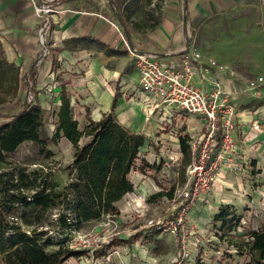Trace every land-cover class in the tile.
<instances>
[{
    "label": "crops",
    "instance_id": "obj_1",
    "mask_svg": "<svg viewBox=\"0 0 264 264\" xmlns=\"http://www.w3.org/2000/svg\"><path fill=\"white\" fill-rule=\"evenodd\" d=\"M45 1H54L59 12L51 15L52 30L45 35L48 52L42 55V19L35 13L34 5ZM133 1L0 0L3 54L20 73L17 97L11 103L0 105V112L14 115L26 106H40L44 114L52 110L58 113L65 87L80 131L89 120L97 122L103 115L111 113L124 128L143 135L145 143L151 139L150 144L159 150L162 145L180 150L181 136L177 137V134L181 126L188 138L198 137L203 128L200 119L182 117L168 107L152 111L146 104L148 97L139 88L132 55L120 41L119 31L132 49L152 56L161 66L170 67L182 56L190 54L193 50L190 38L208 19L226 14L246 0H160L158 6L154 4L155 0L150 4L144 1V6L142 0L136 4H132ZM253 1L264 17V0ZM149 6L152 10L145 8ZM128 14L130 16L126 18ZM148 19L147 25L140 22ZM208 60L203 61L201 57L203 64ZM225 67V72L211 71L208 77L223 86L229 101L237 109L238 124L233 135L236 150L228 156L229 163L219 174L208 200L201 202L202 207L191 210L187 216L196 224L195 229L201 231L196 236L197 242L201 241L199 245L203 238L202 226L211 220L215 226L218 222L213 218L221 210H226L229 218L238 220L232 230L236 237H245L264 224V105L258 110L241 109L251 102L264 101L251 95L246 90V83L238 85ZM195 80L199 86H205L199 83V77ZM115 95L117 101L112 108ZM167 113L169 118L165 119ZM190 122H194L191 132L187 128ZM55 129L56 123H45L41 137L51 139ZM145 143L140 148L139 160L152 164L154 162L141 157ZM211 202L214 204L207 206ZM191 241L189 245H194ZM121 250L129 251L130 248L120 247L118 253ZM83 257L69 258L64 264L108 263L103 256ZM126 259L130 262L129 257H123L124 263Z\"/></svg>",
    "mask_w": 264,
    "mask_h": 264
},
{
    "label": "rangeland",
    "instance_id": "obj_2",
    "mask_svg": "<svg viewBox=\"0 0 264 264\" xmlns=\"http://www.w3.org/2000/svg\"><path fill=\"white\" fill-rule=\"evenodd\" d=\"M144 1L142 0L143 6ZM159 1L153 2L158 6ZM145 8L152 10L153 7ZM140 22L147 25L150 20ZM190 44L203 61L214 59L227 66V73L240 86L244 83L248 86L258 77L264 78V17L253 0H246L228 13L208 19L190 38ZM232 59L233 62L230 61ZM260 90L264 92V89ZM262 105L264 102L256 101L243 105L241 109L258 110ZM7 110H11L9 106ZM57 114L53 110L45 113V123H57ZM6 115L9 114L0 112V124L6 122ZM183 128H179L177 137L186 136ZM187 128L188 131H193L194 122H190ZM150 141L151 139L146 141L141 157L154 162L147 163L154 169L137 168L138 171L129 175L134 184L133 192L115 204L117 217L102 216L69 229H63L60 222L63 214L72 217L70 211L64 210L66 205L51 209L38 219L37 212H27L21 204L13 202L18 196L31 200L36 189H28L26 183L32 180H37L36 185H42L46 181V184L53 185L56 192L63 191L72 182L74 175V171L69 169L74 155L72 144L62 140L58 145L48 146L52 153L48 158L42 153V146L39 144L23 143L15 153L0 160V224L20 226L27 233L33 229L46 231L45 237H51L56 243L75 250H87L83 258L103 256L107 264H243L249 260L245 250L238 253L236 248L227 245L228 242H235L229 236H234L232 231L226 234L227 227L220 231L221 223L214 226L212 220L201 228L203 238L202 243L198 244L199 252L196 253L193 244H190L187 248L188 256L181 258L178 242L169 233L168 224L176 217L179 207L177 191L185 183V170L183 176L180 175L182 154L171 146L164 148L162 145L163 148L159 150ZM83 142L81 140L80 144ZM140 162H136L138 167ZM13 186L19 187V191L11 190ZM212 204L214 203H208L207 206ZM198 207H202L201 202L194 205L186 215L185 225L189 229L197 228L187 216ZM221 209L222 207L219 211ZM25 213L32 226L24 223L22 217ZM209 216L212 219L211 214ZM135 235H139L137 239L133 238ZM219 237L223 239L220 241ZM242 238L247 240V237ZM120 247H129L130 250L118 253ZM122 256L129 257L130 262L126 259L124 263ZM0 264H3L2 256Z\"/></svg>",
    "mask_w": 264,
    "mask_h": 264
},
{
    "label": "trees",
    "instance_id": "obj_3",
    "mask_svg": "<svg viewBox=\"0 0 264 264\" xmlns=\"http://www.w3.org/2000/svg\"><path fill=\"white\" fill-rule=\"evenodd\" d=\"M137 2L138 0H134L132 4ZM118 3L122 4L121 1ZM145 3L150 4V1L145 0ZM129 16L126 15V18ZM19 81V70L6 60L0 43V105L11 103L17 97ZM116 101L117 95L114 96L112 108ZM61 103L55 133L51 139L41 137L40 131L45 120L44 110L40 106H26L17 114L6 115L4 118L7 121L0 124V160L15 153L25 142L42 146V153L48 158L52 155L48 146L58 145L63 138L74 148L73 160L69 166L70 171H74L73 179L63 191L56 192L53 185L46 184V181L42 185H36L37 180H32L26 183L28 189H36L31 200L18 196L13 203L21 204L27 212H37L38 219L49 210L66 205L64 210L70 211L72 217L61 215L63 229L97 220L102 216L115 218L118 214L115 204L126 194L133 192L129 175L137 168L154 169L143 160L139 167L136 165L145 138L124 128L111 113L103 115L97 122L89 120L80 131L73 118L65 87L62 88ZM81 140L84 142L80 144ZM187 140V136L179 137L182 176L191 159ZM11 190L19 191V187L13 186ZM229 217L226 210H221L213 218L214 222L221 223L220 231L227 227L226 234L238 225L235 217ZM22 219L26 225L32 226L26 213ZM46 235V231L33 229L27 233L20 226L0 224V256L3 264H64L69 258H79L88 252L56 243ZM138 236L133 238L137 239ZM229 236L235 242H228L227 245L236 248L238 253L245 250L249 256V260L243 264H263L264 224L246 234L247 240ZM221 238L219 237L220 241Z\"/></svg>",
    "mask_w": 264,
    "mask_h": 264
},
{
    "label": "built area",
    "instance_id": "obj_4",
    "mask_svg": "<svg viewBox=\"0 0 264 264\" xmlns=\"http://www.w3.org/2000/svg\"><path fill=\"white\" fill-rule=\"evenodd\" d=\"M34 11L42 19L40 41L44 47L42 55H45L48 52L45 35L52 30L51 15L59 11L54 1L36 3ZM119 38L132 55L138 73V85L148 97L146 104L150 109L157 111L168 107L182 117H196L202 123L200 135L188 138L191 161L185 170L186 183L177 191L179 207L176 217L168 224L169 233L178 242L181 258H186L189 241L192 239L196 253L201 242L196 240L201 231L186 227V215L194 205L207 201L219 174L229 163L228 156L236 150L233 135L238 124L237 109L229 101V94L223 86L208 77L211 71L225 72L226 67L212 59L203 64L200 54L194 50L182 56L174 66H161L152 56L132 49L120 31ZM196 77L205 86L196 84ZM260 89H264L263 77H258L246 87L255 97L263 96L264 99V92ZM31 102L32 98L29 99ZM168 114L165 119L169 118Z\"/></svg>",
    "mask_w": 264,
    "mask_h": 264
}]
</instances>
